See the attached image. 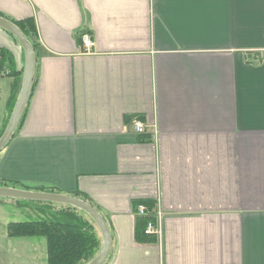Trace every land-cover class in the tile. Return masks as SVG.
<instances>
[{"label": "crops", "instance_id": "crops-1", "mask_svg": "<svg viewBox=\"0 0 264 264\" xmlns=\"http://www.w3.org/2000/svg\"><path fill=\"white\" fill-rule=\"evenodd\" d=\"M0 15L32 19L38 43L0 186L94 205L112 236L104 264H264V0H0ZM2 49L0 136L25 68L0 27ZM50 206L0 196V264H48L46 238L9 224Z\"/></svg>", "mask_w": 264, "mask_h": 264}, {"label": "trees", "instance_id": "trees-1", "mask_svg": "<svg viewBox=\"0 0 264 264\" xmlns=\"http://www.w3.org/2000/svg\"><path fill=\"white\" fill-rule=\"evenodd\" d=\"M14 22L27 35L36 49L38 43L34 21L25 19ZM9 59L7 51L0 50V67ZM38 189L59 192L44 187ZM44 202L66 205L65 215L51 216L41 220L12 222L9 224L10 235L16 237L44 236L47 240L48 264H85L92 260L103 246L102 233L96 221L90 214L78 207L64 203ZM151 219L150 213L143 217L142 231L146 236H151L146 233L147 224Z\"/></svg>", "mask_w": 264, "mask_h": 264}, {"label": "water", "instance_id": "water-1", "mask_svg": "<svg viewBox=\"0 0 264 264\" xmlns=\"http://www.w3.org/2000/svg\"><path fill=\"white\" fill-rule=\"evenodd\" d=\"M0 27L12 33L23 46L25 51V68L22 86L8 125L3 134L0 136L1 151L14 136L30 97L35 76L36 54L34 45L22 29L16 24V22L0 15ZM0 196L15 199L64 203L83 209L96 221L103 237V246L101 251L92 260L85 264H103L106 261L111 248V231L104 215L88 201L77 196L61 192L29 190L11 186H0Z\"/></svg>", "mask_w": 264, "mask_h": 264}, {"label": "built area", "instance_id": "built-area-1", "mask_svg": "<svg viewBox=\"0 0 264 264\" xmlns=\"http://www.w3.org/2000/svg\"><path fill=\"white\" fill-rule=\"evenodd\" d=\"M83 42H84L86 51H91L95 45V41L93 40L91 35L88 33L83 34ZM134 127L137 133H143L145 131V124L140 119H136L134 121ZM138 213L141 215H147L149 213L147 206H145L144 204L139 205ZM157 231L158 229H157L156 222L154 221V218H152L151 220H149L147 224L146 233L154 234V233H157Z\"/></svg>", "mask_w": 264, "mask_h": 264}, {"label": "rangeland", "instance_id": "rangeland-1", "mask_svg": "<svg viewBox=\"0 0 264 264\" xmlns=\"http://www.w3.org/2000/svg\"><path fill=\"white\" fill-rule=\"evenodd\" d=\"M49 205H51L50 207H51V209H50V215L51 216H61V215H65V208L67 207L66 205H60V204H49ZM30 260V259H29ZM19 261V260H18ZM18 261L16 260V263L18 264ZM39 261V260H38ZM19 263L20 264H28V261H24V260H20L19 261ZM37 262L35 261V264H36ZM4 264H5V262H4ZM29 264H31V261H30V263ZM34 264V263H33Z\"/></svg>", "mask_w": 264, "mask_h": 264}]
</instances>
